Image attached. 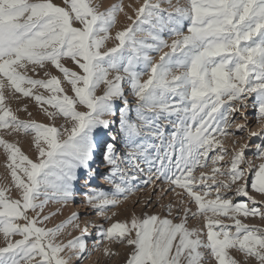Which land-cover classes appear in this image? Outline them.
<instances>
[{
	"label": "snow or ice",
	"instance_id": "1",
	"mask_svg": "<svg viewBox=\"0 0 264 264\" xmlns=\"http://www.w3.org/2000/svg\"><path fill=\"white\" fill-rule=\"evenodd\" d=\"M128 7L134 17L123 0L105 10L96 0H63V6L0 0V132L31 137L36 152L31 159L19 141L0 135L11 181L0 186V264L83 260L90 228L96 229L93 250L103 248L105 256L116 255L106 243L131 247L126 264H207L206 253L215 264H264V229L245 222L264 220V200L251 194L264 197V162L253 165L247 158L251 145L229 152L222 139L236 135L228 129L240 118L245 123L236 124V132L247 131L243 110L249 100L264 122V0H143ZM121 13L131 23L113 35ZM68 60L79 71L68 68ZM41 72L47 79L34 78ZM6 91L30 98L49 121L63 123L20 119ZM249 136L260 139L253 155L264 161V130ZM97 158L108 169L103 178L111 192L90 187ZM80 171L90 188L85 205L106 222L122 200L157 181L161 194L179 200L160 205L164 218L133 213L107 228L94 222L81 227L80 214L73 212L46 227L74 201ZM13 189L19 198L11 197ZM50 205L60 207L46 214ZM200 217L202 228L188 226ZM69 227L80 235L58 242Z\"/></svg>",
	"mask_w": 264,
	"mask_h": 264
},
{
	"label": "rangeland",
	"instance_id": "2",
	"mask_svg": "<svg viewBox=\"0 0 264 264\" xmlns=\"http://www.w3.org/2000/svg\"><path fill=\"white\" fill-rule=\"evenodd\" d=\"M97 3L101 4V10H105L109 7H111L113 4L116 3H120L121 0H96ZM173 4H175L177 2V0H172ZM184 0H181V3H183ZM53 3H56L60 6H63V0H53ZM139 3H143V0H139ZM139 3H137V0H123V4L125 7V11L129 14V15H133L134 17V13L132 11L131 8L128 7L129 4H131L133 7H138ZM162 7L167 8L168 5L164 4L162 5ZM129 23H131L130 21L127 20V18L125 17V15L123 13H121L118 16V23L116 28H114L112 30L113 35L115 34V32L117 30H123L124 27H126ZM167 38V37H166ZM110 42V41H109ZM115 42L111 41L110 43H108V47H112L114 46ZM169 43H171V40H169ZM167 51V49H166ZM155 55V54H154ZM156 59L158 60V56H156ZM67 67L70 68L71 70L74 71H79L78 67L75 66L70 60L67 61ZM55 71H57L56 69H54ZM51 73V72H50ZM52 75H56V76H60L62 78V74H60L57 71V74L51 73ZM34 78H45L43 77V74L41 72V77H34ZM147 77H144V79H146ZM63 86L65 87L66 91L68 92L69 95H72L71 90H70V85H67L66 82L63 84ZM41 90V91H40ZM40 92H43L42 89H40ZM127 91V89H126ZM7 92V91H6ZM5 95L7 97V103L9 104V106L12 107L13 111L16 112V114L18 115V117L22 120H29V119H34L40 123H44V124H49V123H55L57 126H59L61 123H63L62 118H57L55 121H49L48 118L44 115V113L41 111V109L35 104V102L33 100H31L30 98H27L25 100V98L21 99H16L15 96L9 94L8 92ZM46 94V93H45ZM103 94V89L99 90L97 92V95H102ZM19 95V94H16ZM14 97V98H13ZM130 100H132L133 98L131 96L128 97ZM17 103H21L16 104V106H14V101ZM12 100V101H11ZM10 101L12 102V104L10 103ZM22 101V102H21ZM119 104V102H117ZM249 106L247 109L243 110V114L244 116L247 117V131L243 132V133H239L236 132V124H243L245 123L243 118L237 119L235 124H233V127L231 129H228L229 132H235L236 135L235 136H226L223 137V143H224V147L231 152L233 150L234 147H236V150H239L238 146L242 145V144H249L251 145L250 149L246 150V156L247 158L253 163V165H258L261 162L259 159H257L253 153H255L256 148L255 145L257 143H260V139L257 137H250L249 133L250 132H260L261 130H264V122H258L256 119V110L252 107V102L251 100H249ZM19 105V107H17ZM134 107V103L132 105ZM25 107L27 108V111H24ZM22 108V109H21ZM84 110V109H81ZM41 111V112H40ZM28 112L32 113V116L29 117L28 116ZM24 114V116H23ZM237 116H239L240 114L237 113ZM133 119L135 118L134 113L132 114ZM26 118V119H25ZM41 119V121H40ZM62 120V121H61ZM117 129L114 127L113 131H116ZM0 135H4L2 132H0ZM4 138L9 140V141H19V145L22 149V151L29 156V158L31 159H35L36 157V152L35 149L33 147H31V137L29 136H24V135H14V136H8V135H4ZM120 151L124 152L126 151V149L123 147V145L120 146ZM230 157H227L225 161H222V164L228 163ZM98 162L100 163V160L98 159ZM99 171L100 173L96 174V179L90 181V187L91 189H96L97 191H106V192H111L113 190L112 185L109 184L103 177L104 175L108 172V169L106 167H104L103 165H99ZM95 165L93 163L92 168L95 170ZM102 167V168H101ZM242 167H246V165H242ZM209 172L211 171V169L209 168L208 170ZM94 173V172H93ZM80 176L81 179L75 184V193L76 192H80V197H74V201L72 203H70V205L72 204L75 209L73 210V212H78L80 214V224L81 227L84 226L85 223L88 222H94L96 224H103L105 228H107L108 226H110L111 223L116 222V221H125L130 219V217L132 216L133 213H135L136 216L138 217H143L145 213H147L148 215H158L161 218H164L167 216V212L164 208L160 207L161 204L163 205H168V204H172V205H176L178 203L179 198L173 194V193H168V194H161L160 193V187L163 186L161 185L160 181L156 182V186L154 188H148V187H144V190H140L137 191L134 195L129 196V198L127 200H122V203L120 204V206L116 209H113L114 211L117 212V215L115 217L112 218L111 221H105L102 217H98L95 212H93L90 208H88L85 205V201H84V193L90 192V188L85 186V181L83 179V177L86 175L85 172L80 171ZM197 176L199 175V172L197 171L195 173ZM146 178V176L141 177V179ZM10 177L8 176V171L6 168V157L3 154L2 150H0V186H3L5 184H10ZM138 183V181H134L133 184ZM155 193V194H154ZM258 201L259 200H264V197H261L259 194L257 193H251ZM225 195L231 196L232 193H226ZM157 196H161V199H157ZM11 197L13 199L19 198V194L17 193V191L15 189L12 190L11 192ZM215 197V193H212L210 195V197L206 198V199H211ZM237 199H242V198H237ZM185 206L190 207L192 209L193 212L196 211V206L194 203H188L187 201V197H185ZM149 202H150V206H149ZM55 207V205H51L49 206L50 211L52 208ZM65 208V207H63ZM72 212V213H73ZM47 209H46V214H47ZM109 215H111V213H109ZM174 215H175V207H174ZM172 218V217H169ZM214 219H216V217H214ZM219 219L224 220L225 223H232L230 220H227L226 218L223 217H219ZM174 223L179 222L178 220L173 221ZM246 223H248L249 225H254L258 228L264 229V220L260 219L259 217H255V218H248L247 220H245ZM203 218L200 217L198 219H190L189 220V227H199L202 228L203 227ZM47 227V225H46ZM49 228V227H48ZM73 229V228H72ZM205 231V239H206V229ZM90 233H92V237H91V241L93 242V240L96 239V229L95 228H91L90 229ZM80 233L78 230H74L73 229V233L71 236V239H73L76 236H79ZM13 239H20V237H13ZM89 242L88 243V254H86V257L83 260H76L73 259L71 264H126V261L132 251L131 247L125 246L123 244L121 245H116V244H109L106 243L105 246H108L111 248V250L113 252L116 253V255L114 256H105L104 252H103V248H101V250L97 251V250H93V243ZM66 243V242H65ZM4 246V241L2 236H0V247ZM230 254L235 256L238 260H240L241 262H243V257L241 254L235 252L234 250H230ZM205 259L207 261V264H215L214 259L206 253ZM248 264H255L254 261L249 260Z\"/></svg>",
	"mask_w": 264,
	"mask_h": 264
},
{
	"label": "bare ground",
	"instance_id": "3",
	"mask_svg": "<svg viewBox=\"0 0 264 264\" xmlns=\"http://www.w3.org/2000/svg\"><path fill=\"white\" fill-rule=\"evenodd\" d=\"M111 42V41H110ZM110 42H108V43H110ZM110 45V44H109ZM108 45V46H109ZM114 45V44H113ZM111 46V45H110ZM64 63L67 65V61H64ZM48 70L51 72V73H54V74H57V71H55L54 70V68H52L51 66H49L48 67ZM29 75H32L31 73H29ZM41 77V76H40ZM41 91V90H40ZM7 93V92H6ZM46 95V94H45ZM18 95H16L15 97H17ZM14 98V97H13ZM17 99V98H16ZM19 99H21L22 100V98H19ZM27 98H25V100H26ZM12 101V100H11ZM10 101V103L12 104V102ZM13 101H14V106H16V104H19L18 102L16 103L15 102V100L13 99ZM23 101V100H22ZM21 101V102H22ZM24 102V101H23ZM16 103V104H15ZM21 104V103H20ZM19 104V105H20ZM19 105L17 106V107H19ZM11 107V106H10ZM12 108V107H11ZM22 109V108H21ZM41 112V111H40ZM23 116H24V114H23ZM26 119V118H25ZM33 119V118H32ZM28 120V119H27ZM40 121H41V119H40ZM62 121V120H61ZM38 122H39V120H38ZM98 159L99 158H97V160H96V162L94 163V165L96 166L95 167V171H94V173L92 174V178H91V181L92 180H94V179H96V174L97 173H100V171H99V168H100V164L101 163H99L98 162ZM102 165V164H101ZM102 168V167H101ZM77 198L78 197H80L81 195H80V192H76V195H75ZM51 206V205H50ZM60 206H58V205H55V207L54 208H52L51 209V211H50V208H47V212L48 213H50V212H55V211H57V209L59 208ZM75 209V207L71 204H69L67 207H65V208H61L60 209V212H61V214H59V215H56V216H53L52 217V219L50 220V221H48L47 222V227H49V228H53V227H55L56 225H58V224H60L61 222H63V221H65L66 219H68V217L69 216H71V214H72V212H73V210ZM47 213V214H48ZM91 229V228H90ZM90 229H89V231H90ZM69 232H71V235H68V233ZM72 233H73V229L71 228V227H69L68 229H66L65 230V232L63 233V234H61L58 238H57V241L58 242H67L68 240H70L71 239V236H72ZM91 237H92V233H91V235H89V236H87V237H85V239L87 240V246H88V243L89 242H92L91 240ZM101 250V249H100ZM99 251V250H98Z\"/></svg>",
	"mask_w": 264,
	"mask_h": 264
}]
</instances>
